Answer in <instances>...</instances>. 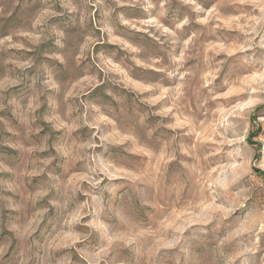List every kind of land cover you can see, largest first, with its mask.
Returning <instances> with one entry per match:
<instances>
[{"label": "rangeland", "instance_id": "1", "mask_svg": "<svg viewBox=\"0 0 264 264\" xmlns=\"http://www.w3.org/2000/svg\"><path fill=\"white\" fill-rule=\"evenodd\" d=\"M0 264H264V0H0Z\"/></svg>", "mask_w": 264, "mask_h": 264}]
</instances>
